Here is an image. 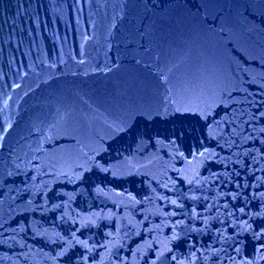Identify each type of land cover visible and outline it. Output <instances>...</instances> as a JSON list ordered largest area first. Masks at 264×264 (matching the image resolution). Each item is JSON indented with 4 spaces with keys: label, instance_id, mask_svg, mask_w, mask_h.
<instances>
[{
    "label": "water",
    "instance_id": "water-1",
    "mask_svg": "<svg viewBox=\"0 0 264 264\" xmlns=\"http://www.w3.org/2000/svg\"><path fill=\"white\" fill-rule=\"evenodd\" d=\"M206 103L218 123L197 164L112 139L125 122L200 135L203 121L173 112ZM261 113L264 0H0V264H144L157 241L172 249L157 264H264L244 230L264 212ZM96 153L111 172L74 179Z\"/></svg>",
    "mask_w": 264,
    "mask_h": 264
},
{
    "label": "snow or ice",
    "instance_id": "snow-or-ice-1",
    "mask_svg": "<svg viewBox=\"0 0 264 264\" xmlns=\"http://www.w3.org/2000/svg\"><path fill=\"white\" fill-rule=\"evenodd\" d=\"M212 103H215L214 101ZM224 103L223 100L220 101V104L217 105V107L222 106ZM211 104H205L204 108L197 107V110L195 112L192 111L191 107H176L174 108L173 114L181 113L182 109L184 112L192 113V115L196 116L199 120L203 121L202 129L200 135H196V129L193 127H185L182 124L178 125L172 129L166 130L164 132H154L149 133L147 130H142L136 127L134 123L129 124L127 122L122 124H116L113 128V136L112 139L115 142L118 138H121L123 136L131 135L133 137L134 142L138 144H142L144 142H147V144H151L153 147L156 145H163L165 148H168L170 150L171 156L173 159H178L181 162H184L188 164L189 166L193 164L198 163V158H204L207 155H211L209 148L204 143V141H208L211 139L212 133H211V125L212 123H218L215 121V116L213 115L211 109ZM157 116H160L161 113L157 112ZM262 116H264V113H261ZM147 119V116H145ZM111 147V145H109ZM95 151V150H94ZM101 151L106 152V148H101ZM116 152L118 155H122V152L119 148L116 149ZM167 154V153H166ZM100 156V153H96L94 156L88 157L87 160H85L84 163L77 164L76 168L73 170V178L79 179L80 181L84 180V173H92L94 169H98L100 172H111L110 167H106L104 165H107L109 162L107 160L104 161V164L97 162V157ZM189 157L192 159L189 160ZM100 159H103L102 156H100ZM87 164H91V167H87ZM199 166H202V161L199 162ZM193 171L194 169H181L176 168L174 171L180 175L182 180H187L189 184H191L193 181L189 180L187 176L184 175L185 171ZM47 174V173H46ZM62 175H67V173H62ZM115 175V173H113ZM199 173H195V176H198ZM102 183V182H101ZM164 187H167V185H164ZM99 190V188H98ZM233 199H236V196L233 195ZM134 200L135 198L132 197ZM161 199H166L162 197ZM192 199H196V197H192ZM170 203L172 205H175L176 207L182 208L183 205L177 204L176 200H171ZM247 206V205H246ZM57 207H60V205H57ZM238 211L241 213H245L244 208H238ZM176 213H172V215H175ZM96 215V214H94ZM253 217L258 218L259 222L257 223V228L259 231L257 232L256 229H253L251 225H248L244 230L245 231H252L253 238L256 240L257 244L260 248H264V212H253ZM99 219H105L106 217L99 216ZM147 219V217H145ZM73 224L76 223V221L72 222ZM96 221L92 219L82 220L81 221V227H88L90 225L95 224ZM247 224V222H245ZM158 225L150 226L147 230L149 233L154 231L156 228H158ZM175 227V226H173ZM70 235L75 240V243L82 246L85 249H90V246L86 240H81L76 237L75 232H71ZM106 236H112V232L109 231L105 234ZM139 235V233H137ZM180 237L178 234L173 232V235L171 237V240H179ZM158 244H161V247L159 250L154 252L155 259H152L150 256L145 255L143 257L144 264H157L158 261L162 262L164 259H166V253H171L172 249L167 247L166 244H162L160 241H157ZM104 247L107 248V245H93L92 247ZM72 247H75V245L69 244L68 248L61 251L59 255L66 256L68 253V250ZM147 247L149 249L152 248V245L150 243L147 244ZM254 252L258 249L254 245ZM139 251V249H138ZM235 251L239 254L241 252V248H236ZM195 256V254H192ZM89 258L87 256L81 255L80 260L86 261ZM95 259L94 257L92 258ZM118 260H120L119 257H117ZM171 261L175 262L177 261V257L175 255L171 256ZM67 264H78V261L72 257L68 256L67 258ZM101 264H103V261H101ZM120 264H125L124 260H120ZM180 264H185V262H180ZM241 264H251L250 261H241Z\"/></svg>",
    "mask_w": 264,
    "mask_h": 264
}]
</instances>
